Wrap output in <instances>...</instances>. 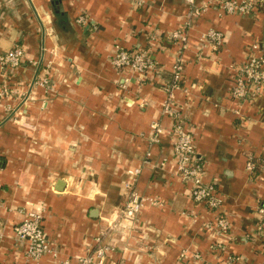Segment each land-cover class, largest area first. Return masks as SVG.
<instances>
[{"label":"crops","instance_id":"0c3cea01","mask_svg":"<svg viewBox=\"0 0 264 264\" xmlns=\"http://www.w3.org/2000/svg\"><path fill=\"white\" fill-rule=\"evenodd\" d=\"M32 1L34 6L30 0H0V51L17 42L26 49L11 83L37 75L52 80L50 90L34 88L16 118L9 107L18 103L0 100V199L10 209L0 216V264H74L124 206L127 171L140 166L150 149L152 162L136 188L160 204L145 203L135 219L123 220L108 238L117 249L105 264L217 263L210 250L215 215L192 201L190 187L176 174L171 119H164L157 145L151 148L148 140L151 122L161 117L178 49L169 34L184 22V0H145L142 6L135 0H61L60 6ZM257 1L252 15L219 14L210 7L198 19L183 53L188 92L176 93L204 162V179L223 196L220 211L231 222L229 250L240 257L237 264H264L258 214L264 168L251 176L246 171L249 153L264 150V98L240 104L231 95L235 68L246 61L250 45L258 43L264 54V0ZM81 13L89 15L87 24L76 22ZM210 28L224 33L216 50L199 39ZM117 44L147 49L161 65L160 74L117 70ZM58 180L64 182L60 189ZM31 209H44L43 227L57 257L26 259V243L16 239L13 226ZM184 249L201 252L203 259L182 258Z\"/></svg>","mask_w":264,"mask_h":264},{"label":"built area","instance_id":"2783aa9c","mask_svg":"<svg viewBox=\"0 0 264 264\" xmlns=\"http://www.w3.org/2000/svg\"><path fill=\"white\" fill-rule=\"evenodd\" d=\"M138 5H143L145 0H135ZM187 5L185 19L180 28L170 32L169 41L178 47L175 60L172 65L171 75L164 86L165 98L161 106V117L153 120L150 124L148 136L150 147H154L161 141L165 134L164 119H171L173 152L176 155V174L190 187V197L195 204L204 205L211 210L215 219L211 228L214 227L216 239L211 243L210 250L216 254L218 260L214 264H237L240 257L229 250V234L231 222L228 216L220 211L223 205V196L214 183L206 182L204 179L205 167L202 157L197 153L192 134L186 129L181 106L176 102L178 91L188 92L184 85L185 59L183 53L189 48L190 33L198 19L209 10L215 7L219 14H240L252 15L257 8V0H184ZM90 17L87 13H81L76 22L87 24ZM95 28V26H94ZM201 43L211 46L213 50L218 49L224 43V33L216 28H210L199 35ZM115 54L112 56V64L117 70L130 69L134 72L160 74L162 68L159 62L153 58L147 49H129L120 44L116 46ZM26 58V49L22 42H17L6 51H0V70L3 75V82L0 84V100L10 99L18 103L10 106V112H19L21 105L28 103L32 97L35 87L50 90L52 80L49 75H37L28 83H11V77L22 66ZM11 76V77H10ZM232 97L240 104L253 103L264 98V54L260 51L258 43L254 42L249 47L246 61L235 68L234 85L231 91ZM18 110V111H16ZM236 114H241L239 109ZM150 149L142 164L127 171L128 181L127 199L119 210L113 212L106 225L101 228L95 237L94 244L89 247L83 255L75 258L74 264H105L107 258L116 251V246L108 241L109 236L119 230L125 219H135L142 211L145 203L160 204L158 200L141 194L137 188L139 176L143 168L151 164ZM165 164L163 159L160 166ZM157 163L151 167H158ZM258 168H264V150L262 154L249 153L246 160V171L252 175ZM4 210H10L5 202L0 199V216ZM20 211H22L20 209ZM189 217L196 219L198 214L195 210L186 212ZM258 214L264 222V201L258 207ZM44 209L25 210V217L13 226L17 240L26 243V259L40 261L43 256L59 255L55 241L51 240L46 233L44 222ZM264 248V228L260 234ZM182 258L203 259L201 252H189L184 249ZM61 264H73V261L66 259Z\"/></svg>","mask_w":264,"mask_h":264},{"label":"water","instance_id":"95a60500","mask_svg":"<svg viewBox=\"0 0 264 264\" xmlns=\"http://www.w3.org/2000/svg\"><path fill=\"white\" fill-rule=\"evenodd\" d=\"M64 186V182H63V180H58L57 181V189H60L61 187H63Z\"/></svg>","mask_w":264,"mask_h":264},{"label":"trees","instance_id":"16d2710c","mask_svg":"<svg viewBox=\"0 0 264 264\" xmlns=\"http://www.w3.org/2000/svg\"><path fill=\"white\" fill-rule=\"evenodd\" d=\"M54 3H55L57 6H60V5H61V0H54Z\"/></svg>","mask_w":264,"mask_h":264},{"label":"rangeland","instance_id":"374dc122","mask_svg":"<svg viewBox=\"0 0 264 264\" xmlns=\"http://www.w3.org/2000/svg\"><path fill=\"white\" fill-rule=\"evenodd\" d=\"M30 2L32 3V5L34 6V4H33V1L32 0H30Z\"/></svg>","mask_w":264,"mask_h":264}]
</instances>
